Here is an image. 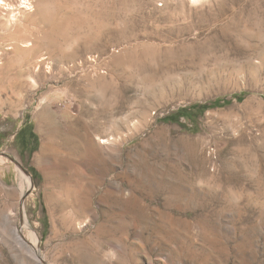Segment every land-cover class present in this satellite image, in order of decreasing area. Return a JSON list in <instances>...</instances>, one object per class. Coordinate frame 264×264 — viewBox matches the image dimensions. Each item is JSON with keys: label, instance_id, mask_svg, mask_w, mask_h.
Listing matches in <instances>:
<instances>
[{"label": "rangeland", "instance_id": "obj_1", "mask_svg": "<svg viewBox=\"0 0 264 264\" xmlns=\"http://www.w3.org/2000/svg\"><path fill=\"white\" fill-rule=\"evenodd\" d=\"M24 1L0 0V264H264V0Z\"/></svg>", "mask_w": 264, "mask_h": 264}, {"label": "trees", "instance_id": "obj_2", "mask_svg": "<svg viewBox=\"0 0 264 264\" xmlns=\"http://www.w3.org/2000/svg\"><path fill=\"white\" fill-rule=\"evenodd\" d=\"M235 97H237V99L241 100L242 96L240 95H235ZM231 100H222L223 103H228L230 102ZM221 104V100L220 99H216L212 104H199V105H194L192 107V109H198L200 111H204L205 109L211 107V106H219ZM188 110H182L181 111V114L183 116H188V113L187 112ZM170 119H177V118H174L173 116L170 117ZM26 129H28V133H29V144H32L31 147H30V150L29 151H33L34 149H36V146H37V137L36 135L33 133L32 131V126L30 124H24V126H22L21 128V131L19 132V140L21 142V144L24 146V147H27L28 145V141L25 140L24 138V132L26 131Z\"/></svg>", "mask_w": 264, "mask_h": 264}, {"label": "bare ground", "instance_id": "obj_3", "mask_svg": "<svg viewBox=\"0 0 264 264\" xmlns=\"http://www.w3.org/2000/svg\"><path fill=\"white\" fill-rule=\"evenodd\" d=\"M102 142H103V141H102ZM21 175H22V174H21ZM24 176H25V174H24ZM25 178L27 179V181H29V178H28L27 176H26ZM10 214H11V215H14V214H12V213H10ZM12 231H13V233H14V235H15V242L13 243V240H11V239H13V237H11V239L8 240V241H9V243L12 245L11 249H12L13 251L19 252V251H20L19 246H23V245H26V246H27V242L21 238V236L18 234L17 229L15 228V226H13ZM4 238H5V237H4ZM34 240H35V237L32 236V241L34 242ZM10 244H9V245H10ZM16 252H14V254H15ZM19 254H20V253H19ZM16 255H17V254H16ZM36 260H38V259H36Z\"/></svg>", "mask_w": 264, "mask_h": 264}, {"label": "built area", "instance_id": "obj_4", "mask_svg": "<svg viewBox=\"0 0 264 264\" xmlns=\"http://www.w3.org/2000/svg\"><path fill=\"white\" fill-rule=\"evenodd\" d=\"M27 1H28V0H25L23 3L27 4Z\"/></svg>", "mask_w": 264, "mask_h": 264}]
</instances>
